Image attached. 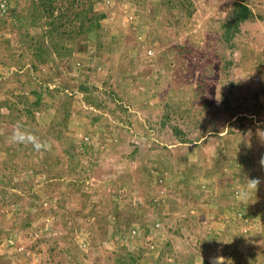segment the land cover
<instances>
[{
	"label": "rangeland",
	"instance_id": "obj_1",
	"mask_svg": "<svg viewBox=\"0 0 264 264\" xmlns=\"http://www.w3.org/2000/svg\"><path fill=\"white\" fill-rule=\"evenodd\" d=\"M190 1L0 0V264H264V0Z\"/></svg>",
	"mask_w": 264,
	"mask_h": 264
},
{
	"label": "clouds",
	"instance_id": "obj_2",
	"mask_svg": "<svg viewBox=\"0 0 264 264\" xmlns=\"http://www.w3.org/2000/svg\"><path fill=\"white\" fill-rule=\"evenodd\" d=\"M257 136L258 139L264 143V131L259 130L257 132ZM9 139L14 144H30L36 151L50 149L49 142L40 140L39 137L24 126L22 121H17V123L13 126ZM260 165L261 167H264V157L261 158ZM260 183V178H247L244 187L236 192L235 198L238 200H246L249 193L257 191Z\"/></svg>",
	"mask_w": 264,
	"mask_h": 264
},
{
	"label": "trees",
	"instance_id": "obj_3",
	"mask_svg": "<svg viewBox=\"0 0 264 264\" xmlns=\"http://www.w3.org/2000/svg\"><path fill=\"white\" fill-rule=\"evenodd\" d=\"M192 4L193 3L190 0H182V5L186 16H191L194 13V8L192 7L193 6ZM49 9H50L49 12H52L53 7L49 5ZM76 14L78 15V13ZM253 17H254V13L247 3H245L244 1H234L233 4L231 5V9L227 17V20L223 23V26L225 28L223 32L224 40L230 42L231 39L234 38L235 34L239 31V25L246 20L252 19ZM172 129L175 135H181L183 133L182 130L176 126H172ZM182 142H187V141L183 140ZM92 155L93 153L89 154L90 157H92ZM96 158L97 157H95V159ZM129 259L132 260L131 258ZM116 264H126V260L122 257H118Z\"/></svg>",
	"mask_w": 264,
	"mask_h": 264
},
{
	"label": "built area",
	"instance_id": "obj_4",
	"mask_svg": "<svg viewBox=\"0 0 264 264\" xmlns=\"http://www.w3.org/2000/svg\"><path fill=\"white\" fill-rule=\"evenodd\" d=\"M158 225V224H157ZM136 229H132V230H130V233L132 234V235H135L136 234Z\"/></svg>",
	"mask_w": 264,
	"mask_h": 264
},
{
	"label": "crops",
	"instance_id": "obj_5",
	"mask_svg": "<svg viewBox=\"0 0 264 264\" xmlns=\"http://www.w3.org/2000/svg\"><path fill=\"white\" fill-rule=\"evenodd\" d=\"M159 206H160V204H159ZM152 211H153V210H152ZM132 229H134V227H130V230H132ZM130 230H129V231H130ZM168 232H169V231H168ZM169 234L171 235L172 233L169 232Z\"/></svg>",
	"mask_w": 264,
	"mask_h": 264
}]
</instances>
